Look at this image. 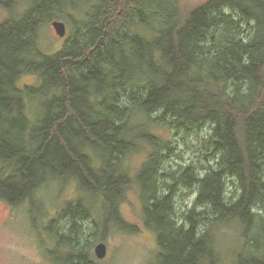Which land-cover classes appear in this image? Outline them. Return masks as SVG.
<instances>
[{
	"label": "trees",
	"instance_id": "trees-1",
	"mask_svg": "<svg viewBox=\"0 0 264 264\" xmlns=\"http://www.w3.org/2000/svg\"><path fill=\"white\" fill-rule=\"evenodd\" d=\"M21 4L15 13L17 0H0L14 13L0 21V199L34 206L46 183L70 179L98 200L104 235L110 223L138 230L120 212L135 189L156 264H264V0H203L187 10L179 0ZM69 7L86 10L83 18L62 48L43 53L40 26ZM23 74L37 84L19 87ZM150 120L183 127L184 137L157 133ZM189 131L201 139L203 164L178 149H194ZM132 152L146 156L137 169L125 163ZM171 154L182 163L164 173ZM178 185L197 188L180 214ZM81 206L77 198L63 211L86 217ZM53 221L46 230L58 246H74ZM231 223L239 236L224 261L216 230ZM85 255L70 264H96Z\"/></svg>",
	"mask_w": 264,
	"mask_h": 264
},
{
	"label": "rangeland",
	"instance_id": "rangeland-1",
	"mask_svg": "<svg viewBox=\"0 0 264 264\" xmlns=\"http://www.w3.org/2000/svg\"><path fill=\"white\" fill-rule=\"evenodd\" d=\"M21 1L17 0L18 5L15 8V13L23 11L24 7H22ZM179 1L182 5L181 8L187 10L203 0ZM79 9H81L80 6ZM84 11L86 10L79 11L70 9V7L67 9L62 8L59 15L43 22L37 33L38 45L42 52L50 54L62 48L65 40L76 25L74 20L83 18ZM6 14L10 15L12 12L9 13L5 9L0 8V21L5 18ZM54 20L64 23L66 30L64 36L60 37L57 35L51 24ZM37 82L36 75L23 74L19 81V87L36 85ZM31 104L34 103L29 102V107ZM28 112L33 118L34 113L31 110H28ZM161 124L162 122L159 120L157 124L152 120L145 122L146 126H155L154 129L157 133L159 132L172 139L177 138L181 142V137H184V134H180L184 131L183 127L176 129L175 124L171 127L168 124ZM206 131V128L202 129L200 135H204ZM196 138L201 140L198 135L189 131L186 135V140L189 146L194 149H187L182 144L178 145V149L181 150L184 160L191 158L203 164L200 161L202 155L199 153L197 157L196 153L198 150H204V147ZM145 157L144 152H132L131 155H128L125 163L137 169L145 160ZM179 163H182V161L174 154H171L165 160L163 165L165 170L163 172L176 170ZM125 168L127 169L128 166L124 165ZM74 183L70 179L46 183L37 191L38 195L34 196V206L30 205L29 199L14 206L0 199V264H70L72 261L70 257H73L78 251H83L86 254L85 256L90 257L96 264H156L158 250L156 237L153 231L147 228L141 220L140 201L135 189H130L126 193L125 199L120 206V212L126 221L137 226L138 230L135 232L122 230L116 224L110 223L104 231L105 234L102 235L101 205L94 195L76 190ZM228 191H234L231 185L228 187ZM196 192V187L185 188L180 185L177 186L173 200L178 214L192 206ZM77 198L81 200L82 210L88 209V212L86 217L81 214L72 219L63 210L68 205L75 206ZM198 207L202 208L197 205ZM32 218L33 220L35 219L38 225L40 224L39 230L33 226ZM52 219H57L55 223L53 221L51 226L53 228L56 227L59 233L70 235V237L72 235L74 246H72L71 242L69 244L68 241L64 242V245L58 246V238L52 231L48 233L46 230ZM238 228L236 223H231L216 230V245L224 261H228L232 251L237 246ZM99 242H103L106 246V253L102 258H97L94 253V247ZM73 260L77 261L78 257L75 256Z\"/></svg>",
	"mask_w": 264,
	"mask_h": 264
},
{
	"label": "water",
	"instance_id": "water-1",
	"mask_svg": "<svg viewBox=\"0 0 264 264\" xmlns=\"http://www.w3.org/2000/svg\"><path fill=\"white\" fill-rule=\"evenodd\" d=\"M52 26L54 27L56 33L58 36L62 37L65 34V25L61 21L54 20L52 21ZM94 253L97 258H102L104 257L106 253V246L103 242H99L98 244L95 245L94 247Z\"/></svg>",
	"mask_w": 264,
	"mask_h": 264
}]
</instances>
